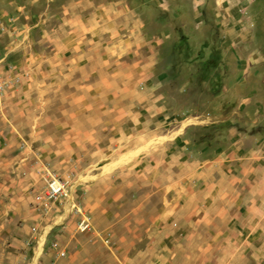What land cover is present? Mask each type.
Wrapping results in <instances>:
<instances>
[{"label": "rangeland", "instance_id": "obj_1", "mask_svg": "<svg viewBox=\"0 0 264 264\" xmlns=\"http://www.w3.org/2000/svg\"><path fill=\"white\" fill-rule=\"evenodd\" d=\"M118 1L107 0L102 28L105 90L99 74L83 72L89 57L100 65L105 0H0V264H116L131 225L121 213L157 205L133 184L158 162L149 152L176 141L203 156L227 149L230 128L249 132L244 120L264 114V0H230L219 18L213 0L203 11L197 0H168V11L125 0L145 34L165 36L152 73L125 67L122 41L135 21ZM143 52L135 59L146 62ZM105 91L107 107L90 104ZM245 95L246 109L229 120ZM255 128L264 132V121ZM46 171L75 186L89 231L78 232L73 215L60 223L33 208Z\"/></svg>", "mask_w": 264, "mask_h": 264}, {"label": "crops", "instance_id": "obj_2", "mask_svg": "<svg viewBox=\"0 0 264 264\" xmlns=\"http://www.w3.org/2000/svg\"><path fill=\"white\" fill-rule=\"evenodd\" d=\"M197 1L202 7L196 5L195 11H203L204 0ZM106 2L99 11L100 65H93L92 60L96 63V59L84 55L91 61L83 67V72L100 75L99 83L103 82L105 90L109 55L102 28L106 29L109 23ZM146 2L163 11H168L170 5L168 0ZM229 2L213 0L212 15L219 18L221 11L228 10ZM116 5L125 20L135 21L134 29L130 27L122 41L131 58L125 67L130 72L152 73L153 58L165 36L145 34L127 1L119 0ZM141 50L147 54L146 62L135 59ZM72 68L76 69L70 66L68 70ZM92 100L90 104L107 107V91L94 95ZM250 100V95L243 96L230 110L229 120L246 109ZM260 115L244 120L251 126V134L228 130L227 149H214L203 156L197 151L194 154L188 149H177L176 141L168 142V149L149 152V156L156 155L158 162L149 157L148 163L154 162L149 163L148 173L142 174L147 182L139 176L133 184L139 190L137 196L148 190L143 201L158 207L148 204L146 210L138 206L131 213H121L122 218L130 214L131 225L125 230L130 235L123 239L129 242L120 248L123 253L116 264H264V132L255 128L264 121V114ZM176 138L183 146L182 139ZM141 180L148 184L146 189H140Z\"/></svg>", "mask_w": 264, "mask_h": 264}, {"label": "built area", "instance_id": "obj_3", "mask_svg": "<svg viewBox=\"0 0 264 264\" xmlns=\"http://www.w3.org/2000/svg\"><path fill=\"white\" fill-rule=\"evenodd\" d=\"M7 86L6 81L0 80V94L4 93ZM75 190V186L68 181H64L50 173V171H46L44 185L36 193L32 206L41 216H51L54 219H59L60 223L68 215L75 216L76 230L84 233L90 230L91 224L80 204H76L73 197Z\"/></svg>", "mask_w": 264, "mask_h": 264}, {"label": "trees", "instance_id": "obj_4", "mask_svg": "<svg viewBox=\"0 0 264 264\" xmlns=\"http://www.w3.org/2000/svg\"><path fill=\"white\" fill-rule=\"evenodd\" d=\"M158 22V21H157ZM186 39H185V37H181L180 39H179V41H178V47L180 48V47H184V45H186Z\"/></svg>", "mask_w": 264, "mask_h": 264}]
</instances>
